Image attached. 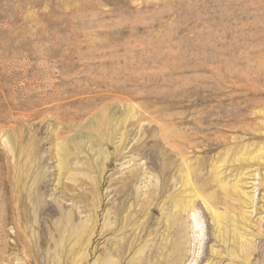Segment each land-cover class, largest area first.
<instances>
[{
  "label": "rangeland",
  "instance_id": "1",
  "mask_svg": "<svg viewBox=\"0 0 264 264\" xmlns=\"http://www.w3.org/2000/svg\"><path fill=\"white\" fill-rule=\"evenodd\" d=\"M7 181L40 206L37 262L9 264H58L60 211L94 233L84 264L122 239L118 264H264V0H0V197Z\"/></svg>",
  "mask_w": 264,
  "mask_h": 264
},
{
  "label": "bare ground",
  "instance_id": "2",
  "mask_svg": "<svg viewBox=\"0 0 264 264\" xmlns=\"http://www.w3.org/2000/svg\"><path fill=\"white\" fill-rule=\"evenodd\" d=\"M21 116H23V117L28 116L29 117V113H27V111L26 112L22 111ZM106 123H103V124L105 125ZM97 124H99V123H97ZM99 125L102 126L101 123ZM99 125H97V126L99 127ZM106 125L110 126V122H108ZM158 127H160V129L162 128L161 126H158ZM80 138H84V139L88 138L89 139V138H91V136L85 137L82 134H80ZM160 138L164 142V145H167L166 148L168 150H170L171 147H173L172 150L178 156H180V158H183L182 157L183 153L181 152V150L179 149V146H178V144H181L184 141L182 138L177 137V135L172 136L171 134H166V131L164 129L160 135ZM88 142H91V140H88ZM185 142H188V144H189V139H188V141L185 140ZM169 143H171V145H168ZM185 162L186 161L184 159L182 163L185 164ZM187 168H188V166L186 167V170L183 172L182 177H181L183 187L184 186L187 187L191 182L190 178H189V175H190L189 169L190 168L189 169H187ZM135 175H136L135 172L132 173L130 178L131 177L133 178ZM93 189H96V186H93ZM191 189H192V187H191ZM193 189H195V188H193ZM12 191H13L12 184L9 181L5 182L4 186H3V193L0 197V205H1V207H0V230H1V235H2V236H0V246H1L0 264H2V262H7V264H9V261L7 259V255H8V253H11V252H13V254L15 255L14 260L16 262H18V259H17V255H19L18 248H22V247H27L30 250V253H32V259L34 260V262L35 261L37 262V259H36L37 252L33 251L29 248V247L32 248L33 246L26 244V239H25L27 234L30 231L31 224L33 221L32 218L35 217L34 215H36L37 211L40 209L39 203L37 202V197L34 194V192L36 190H34V188L31 187V188H29V191L27 194H25L24 196H23V194H21L17 198H14L15 196H13ZM95 192L96 191H94V193ZM240 195H241V193H240ZM242 195H243V193H242ZM192 196H194V194ZM194 198L190 197V199L183 206H181L180 204H177V203L174 205L176 211L173 212V214H170L166 219V222H169V227L175 228L178 226L175 223L174 219H175V217H177L180 214L181 210L183 212H185L187 209H193ZM117 209L115 211H113L114 220L112 222V225L114 227V230H113L112 234H114V233L118 234V232H120L121 229L124 228V227L122 228V226H120L119 220L117 219L119 217ZM72 215H73L72 213L60 211L58 220L53 223V227H54V231H55L54 235L56 237V239H55L56 241L65 242L69 239H73V241H74V243L72 244V247L70 249H68L67 252L64 251V254H62V252H60V251H57V248L54 249L53 252L55 254H53V255H55L57 257V261H58L57 263L58 264H84V261L87 258V247H89V245L92 246V241H93L92 236L94 233L91 232V229L87 228L86 226L82 227L79 224L73 223ZM215 217L218 218V215L215 214ZM171 220H173V221L171 222ZM92 222L94 223V221H92ZM124 222L125 223L131 222V216L125 218ZM128 224H127V226H128ZM9 226L11 227V233L12 234L8 233V231L6 230V228ZM108 228H107L105 223H102V227L100 228V231L98 232V234H95V237H99L100 239L104 238V233L107 231ZM146 229L147 228L143 224L142 229H141L144 232L143 236L145 234L147 235ZM124 231H125V229H124ZM234 231L236 232V230H233V233H234ZM10 236L12 237L11 242L7 240V238ZM235 236H237L236 233H235ZM243 239H244V234H239L237 236V240L235 242V244L237 245V248L241 251V253H244V251L246 252V248H247V244L245 243L246 241H244ZM85 241H86V243H85ZM121 242L120 241L114 242L110 247H108V251L104 253V256L96 259L94 264H118V263H121L123 256L125 254V245H126V243H123V239ZM98 244L99 243H97L95 245V247L98 246ZM84 245H85V247L83 248ZM145 248L147 249V241L146 240L144 241V244L142 246V249H141L142 252L144 251ZM163 248H166V244H164ZM47 250H49V249H46V251ZM60 253H61V255H60ZM112 254H113V256H112ZM113 258L115 259V261H112V260H114ZM142 261H143V264H147V258L146 257L143 258ZM31 263H32V261H30V264ZM25 264H29V263L26 262Z\"/></svg>",
  "mask_w": 264,
  "mask_h": 264
}]
</instances>
